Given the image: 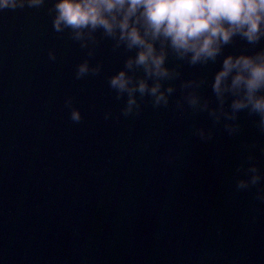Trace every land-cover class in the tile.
Masks as SVG:
<instances>
[{"label":"water","instance_id":"obj_1","mask_svg":"<svg viewBox=\"0 0 264 264\" xmlns=\"http://www.w3.org/2000/svg\"><path fill=\"white\" fill-rule=\"evenodd\" d=\"M51 2L0 9V264H264V203L255 187L235 189L249 153L264 172L256 118L241 112L236 136L221 123L201 141L193 126L211 121L175 109L179 80L169 107L146 102L139 116L123 117L107 78L134 53L104 39L87 57L53 30ZM260 48L264 40L253 47L236 38L224 51ZM85 58L102 70L76 79ZM219 67L220 58L179 71L205 78L199 91L214 106Z\"/></svg>","mask_w":264,"mask_h":264},{"label":"clouds","instance_id":"obj_2","mask_svg":"<svg viewBox=\"0 0 264 264\" xmlns=\"http://www.w3.org/2000/svg\"><path fill=\"white\" fill-rule=\"evenodd\" d=\"M46 0H0V9L41 8ZM48 12L57 33L94 55L101 40H110L112 50L134 53L125 56L123 67L108 76V87L117 101L123 100L120 114L139 116L143 103L153 108L169 107L170 97L180 96L174 107L183 115L206 113L212 127L193 126L192 135L201 141L212 140L216 125L234 137L240 132L239 114L255 117L254 126L264 135V48L254 52L227 53L225 48L236 38L255 47L264 40V0H52ZM49 59L55 60L52 51ZM177 63L169 65V58ZM220 58L214 72L212 100L200 94L203 77L182 79V64L207 66ZM102 65H90L85 58L76 65L75 78L98 75ZM70 119L79 123V109L72 98H65ZM105 112V119L111 116ZM264 152V148L261 149ZM249 153L235 172V189L256 188L255 199L264 203V172ZM247 165V166H245ZM242 174V175H241Z\"/></svg>","mask_w":264,"mask_h":264}]
</instances>
